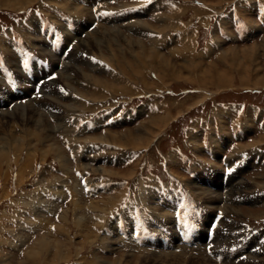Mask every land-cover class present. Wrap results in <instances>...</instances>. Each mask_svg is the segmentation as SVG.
Here are the masks:
<instances>
[{"label": "rangeland", "instance_id": "obj_1", "mask_svg": "<svg viewBox=\"0 0 264 264\" xmlns=\"http://www.w3.org/2000/svg\"><path fill=\"white\" fill-rule=\"evenodd\" d=\"M29 1H22L23 3L20 4L22 7L18 8H0V33L6 32L7 35L6 38L0 36V62L5 59L2 63L7 65L8 63L10 64L7 60L9 52L14 57L15 65L13 64L12 66H16V59L11 51L13 40L15 44L21 43L23 50L30 54H35L34 50H36L40 55H47L50 61L55 60L53 62H58L57 55L47 51L45 40L38 35L36 22L29 28L32 32L31 34L24 25L23 28H19L22 22L18 16L31 14L41 4L40 0ZM46 1L63 10V14L67 15V17L70 13L74 17V22L80 21V24L85 25L83 22L85 20V31H87L86 28H88L90 23L98 18L101 22L97 24L93 31L97 30L102 34L103 30H105V40L97 44V47L94 46L91 50L92 52L88 49L76 48L75 46L78 42L84 39L88 33H85V36H80V33L81 35L84 33L81 27L78 28L80 30L78 31L76 26L75 33L72 27L67 28L68 32L75 34L74 36L78 32L79 39L77 38V44L74 45V48L70 51L71 53L67 56V62L65 61L64 63L70 65L71 60L69 57L73 55L75 60H81L82 62L77 65L79 73L76 76L72 75V79L57 78L61 69L57 74L56 80H53L55 81L53 84L58 85L55 86L57 94L49 95L56 106V108L53 106V109H49L48 113L50 115L41 109L43 105L48 106L46 98L43 99L45 101L43 104L38 101L39 99L35 98L29 99L25 104L17 103L12 108L0 100V126L2 127H0V141L2 142H0V148L6 149L5 155L0 159V264H47L51 262L52 264H122L124 260L127 261L126 264H155L154 262L150 263V259L158 258L160 261L162 259L165 261L173 258L181 259L182 264H193L190 263L192 262L191 260H189L190 262L187 260L196 255L202 258L200 260L215 264L210 256L208 257L205 254L204 245L202 248L198 247L195 250H187L185 248L181 251L175 249L165 251L159 248L154 250L142 245L145 240L137 242L128 239L118 245L117 242H121L122 237L112 238L109 234L102 236V234L98 233V229L101 226L109 227L110 223H115L114 221H123V211L129 208L130 205V203L125 205V203L130 199V195L133 196L132 201L135 204L146 203L149 197L147 194L141 196L138 190L143 188L142 184L144 185L145 183L147 185L149 183L148 177L153 176L150 175L152 171H155L157 175L164 176L163 170L167 167L182 179L177 183L171 181V184L182 186L181 184L185 182L194 198L200 200L206 205L207 209L211 210H208L210 217L216 213L217 207L220 205L223 213V222H226L228 218H232L238 222L246 221V223L255 228L264 226V195L260 197L251 196L253 192L264 189V164L259 166L254 164L255 167L253 168L245 166L238 171L239 175L229 176L228 183H234V185L232 184V187L230 186L231 184L228 185L227 187L230 189L225 194L221 193L223 169L220 168L216 161L211 162L214 166V174L210 175L208 173L206 177H201L200 181L191 179L189 169L184 164L185 160H190L192 163L198 160H206L204 154L202 155L201 153L202 146L199 143V136L210 137L211 142L214 143L213 145H216L215 147H217L219 152L223 153L224 147L223 145L220 146V142L224 143L225 137L226 139L229 138L226 128V118L229 111L225 110L229 109V107L234 112L239 109L240 119L243 120L242 130H245V136L248 133V136L241 140L242 144H238V149H250L251 147L249 155L254 156L255 154L252 152L264 146V124L262 131L257 130V128H261V119L264 120V84H255L254 82V76L256 79H264V26H261L262 23L257 24L254 22L253 13L251 16L249 15L248 8L243 5V1L143 0L146 2L154 1V6L150 5L149 8L155 7V4L159 6L157 10L161 13L155 16L154 20L153 17L145 18L142 17L143 14H136L137 10L134 20H131L134 17L131 15L113 18L108 20V23L102 22L99 11H93L91 7L79 4V2L84 1L91 6L97 0H77L74 13L68 10V6H65V4H70V0H63L62 2L60 0ZM137 2L139 7L145 5L142 1L137 0ZM234 2L238 12H241V9L244 10L241 14H244L246 22H248L249 35L247 33L244 38L236 39L235 42H230L231 40L227 37L221 39L217 35L213 36L214 42L206 41L208 36L211 38L213 35L216 19L218 17H227V14L229 16V11L232 6L234 7ZM136 4H129L128 7ZM79 6L87 9V13L84 16ZM122 6L126 5L122 4ZM168 15L170 16L169 23L166 21ZM7 16H9L8 19ZM51 16L53 17L52 14H50ZM205 18L207 19L206 21ZM7 21L14 28V37L12 34L8 35ZM33 21H36L34 16L31 17V23ZM117 21L120 22L117 23ZM122 21L125 24L121 23ZM173 21L177 23H173ZM221 21L222 23L227 22L226 19ZM148 24L154 26L150 27ZM62 25H64V22H62ZM133 29H137L139 34H136ZM163 30H166L163 33L165 36L161 34ZM252 30L254 33H251ZM187 31L190 37H192V33L197 31L196 46L194 40H191L193 43L190 45V49H186L185 52L183 51L184 45H179L178 40L171 45H167L166 39L168 42H172L174 33L180 32L178 37L181 38V36H185L184 33H187ZM115 34H120L116 41ZM96 36H98V33ZM69 37L72 39V34H69ZM69 37L68 41L71 42ZM106 39L107 44L105 43ZM34 40H38L44 45L45 53L33 45ZM6 41L10 43V46ZM211 42L213 44L210 45ZM223 42L224 44L220 47ZM207 43L210 48L215 46L220 48L218 50L215 47L208 55L202 57L196 55L197 51L194 47L199 50L204 48ZM253 44H255V48H252ZM249 48L251 50H246ZM61 49H64V45L60 47ZM138 50L141 51V55H144H142L143 58ZM73 51L74 53H72ZM83 52L86 56L83 55ZM112 53L117 58V65H113L110 61ZM135 53L141 56L143 61L138 60L140 57L137 59ZM87 54L95 58L99 57V54L100 59H102L101 56H105L106 61L105 59H102V61L107 62L114 70L107 69L103 62L101 66L94 65L91 60L87 59ZM74 64L73 62L72 67ZM7 68L9 69V67ZM204 69H210V72L216 77L213 76V78L209 79V76L205 75L204 78L202 71ZM137 70L141 74L139 73L138 75L136 73ZM44 74L45 72L39 76L42 78ZM87 75H90L91 79L93 77L96 78L95 80L99 81L98 83H101V85L89 77L88 79ZM8 78L10 83H13L14 79L9 76ZM2 79L3 77L0 74V81ZM64 80L68 82L69 87H64ZM261 82L264 83V80ZM27 83L25 82L26 89L28 87ZM16 90V87L10 90L4 85L3 93H6L5 96L9 97L10 101L17 98L20 99L19 95H14L17 94ZM30 92L31 89H27L24 95H28ZM60 94L62 96H59ZM140 98H144L141 104L132 103L136 109H139V114L134 120L129 121L126 118V113L120 108L122 106L120 102L125 99L137 101V99L141 100ZM10 101L5 102L8 104ZM106 101L107 103H105ZM240 101H243L242 103H245V105L240 104ZM255 104L260 105L256 106ZM23 105L25 108L30 106V110L26 111L24 109V118L22 120H18L17 116L7 117L6 115H1L2 112L7 110H14L13 115H17L19 109L15 108ZM48 107L50 108L51 106L49 105ZM151 107L155 109L150 110ZM36 111L38 114H36ZM97 112L110 114L111 120L114 119L112 116L114 113L116 119L124 118L125 121L120 124L105 126L106 129H102V134L99 133L100 131L98 132V129L97 132H93L89 127L91 123L94 124V115ZM256 116L258 119L255 118ZM85 117L88 118V123H85ZM53 118L54 121H52ZM8 122L10 123L9 125ZM213 123H219L220 140L215 137V130H211L208 133ZM185 126L188 127L184 134L183 127ZM203 127L209 128L204 131ZM55 130L58 131L55 132ZM196 130L203 131L199 135V133H195ZM129 131L133 132V136L141 134L144 138L137 139L136 137V140H129L125 137L121 140L122 145L118 144L116 141L117 137L119 138L122 134ZM8 132H10L9 135ZM107 134L109 140L104 137ZM8 138L11 139L9 140ZM93 140L95 143L100 144L99 151L102 152V155L109 156L114 154L122 158L119 159L116 165L107 163L108 166L111 165L112 167L100 165V168L96 169L97 165L89 166V163L93 162L95 157L86 158L92 150L85 154L81 153L77 158V162L82 168L90 167V175L95 176L94 184H114V187H110L109 192H96V195L92 196L81 194L84 196L83 198L78 190L79 187H82V183L75 179L69 158L73 147L77 143H82L83 141L92 142ZM98 140L105 141L109 146H104ZM140 140L141 142H139ZM8 143L12 144L9 146L10 148ZM175 149L177 151L174 154ZM163 160L166 163L165 166L162 164ZM98 161L96 159L97 163ZM202 163L207 164V161ZM240 163H243V160ZM101 168H103V171H100ZM246 168L248 169L247 171ZM62 174L66 175V177H63ZM238 181L241 186L236 189L239 184ZM63 183L66 186L70 185L69 188L73 187V194L69 191H63L62 193L61 185ZM210 185L214 186L215 189L213 190L209 187ZM201 186H208L210 192L216 194V197L206 198L202 193L197 192L196 187ZM51 188L60 194V200L54 198ZM161 188L165 189V181H162ZM43 192H46V195L42 197L41 193ZM127 192L130 195L126 194ZM227 196H229V199H226ZM235 196H243L245 202L238 203L234 200ZM224 197L225 201H222ZM150 209L155 211V209L159 208L151 206ZM165 214L168 213L160 212L159 214V222L157 224L160 229L161 222L169 219ZM34 216L36 221L28 220V222H37L36 228L38 230L33 229V233L28 235L24 228L20 226V222L24 221L25 218ZM155 217H158L157 214H155ZM54 223L55 228L49 229V225H54ZM206 223L207 220L205 221ZM94 225H98L95 230L92 229ZM115 226L116 224H114ZM238 226L236 225L235 227L238 228ZM109 230L111 233L115 231L113 228ZM147 232L154 233L155 237L154 229L152 231L148 229ZM202 234L201 232L199 236ZM44 237L54 243L59 241L60 249L62 250L61 258L55 254V247H51L48 253L42 250V253L35 256L34 259L32 257L29 260L25 259L29 250L35 247L36 243ZM14 239H16L15 242H13ZM251 245H248V247ZM164 247L165 244L163 243L161 248L164 249ZM168 251L172 255L168 254ZM256 253L259 261L257 264H264V249L260 247L259 251L256 249ZM66 256L68 258L64 261L63 258ZM144 257L148 258V261H144L142 259ZM248 261L249 259L247 258L240 262L245 264ZM223 263L221 261L220 264ZM225 263L238 264L239 262L236 263L232 259Z\"/></svg>", "mask_w": 264, "mask_h": 264}, {"label": "bare ground", "instance_id": "obj_2", "mask_svg": "<svg viewBox=\"0 0 264 264\" xmlns=\"http://www.w3.org/2000/svg\"><path fill=\"white\" fill-rule=\"evenodd\" d=\"M28 2V0H0V8H18V7H20L21 5L20 4H22L23 2ZM30 1H32V0H30ZM29 1V2H30ZM57 1H59V0H57ZM61 2L63 1V0H60ZM71 2H70V4H68V5H66L65 4V6H68L67 8H68V10L70 11V12H72V13H74L75 11V9H76V7H75V4L78 2L77 0H70ZM89 1V0H88ZM58 4V3H57ZM63 4V3H62ZM22 7V6H21ZM63 7H64V4H63ZM62 7V8H63ZM78 7V6H77ZM90 7V6H89ZM79 9L82 11V14H83V16H84V14L85 13H87V9L86 8H82V7H80L79 6ZM67 10V11H68ZM86 10V11H85ZM88 11H89V9H88ZM78 13V12H77ZM89 13H90V11H89ZM88 13V14H89ZM91 16V15H90ZM52 17V16H51ZM88 18V17H87ZM92 19V18H91ZM88 20H90V19H88ZM91 21V20H90ZM80 21H76L75 22V24H76V26H77V30L78 31H80L78 28H80L81 27V29H82V31L84 30V32L85 33H88V35H86L85 36V38L84 39H81L79 42H78V44L75 46L76 48L78 47V48H83V49H85V50H92L93 48H94V46L95 47H97V44H99L101 41H104L105 40V30H103V32H102V34L100 33V32H98L97 30H92L91 32H88V31H85V25H86V21L84 20L83 22L85 23V25L84 24H80L79 23ZM134 23V22H133ZM136 23V22H135ZM123 24H125V23H123ZM138 24V23H137ZM32 26L34 25V21L32 22V24H31ZM139 25V24H138ZM101 30V29H100ZM134 30V29H133ZM112 31V30H111ZM137 31V29L136 30H134V32H136ZM141 31V30H140ZM113 32V31H112ZM118 32V31H117ZM120 32V31H119ZM118 32V33H119ZM98 33V36H96V34ZM121 33V32H120ZM78 34V32H76V36H74L73 34H72V37H76V38H78L79 39V35H77ZM120 35V34H119ZM119 35L118 34H115V41L118 39V37H119ZM129 37V36H128ZM70 38V37H69ZM126 38V37H125ZM38 39V38H37ZM71 39V38H70ZM111 39V38H110ZM39 40V39H38ZM38 40L36 41V40H34V43H33V45L34 46H36L38 49L40 48L41 49V51H43L44 53H45V49H44V45L39 41L38 42ZM114 40V39H113ZM128 40H130V39H128ZM67 41H68V38H67ZM68 42H70V41H68ZM107 42V39H106V41H105V43ZM110 43H111V41H109ZM107 44V43H106ZM102 45V44H101ZM41 46H43L42 48H41ZM108 46V45H107ZM106 46V47H107ZM139 47V46H138ZM130 48V47H129ZM252 48H255V44H253L252 45ZM100 49V48H99ZM104 49V48H103ZM118 49V48H117ZM246 50H251L250 48L249 49H246ZM129 51V50H128ZM139 51V50H138ZM92 52V51H91ZM114 52V51H113ZM140 52L141 51H139V54H140ZM41 53V52H40ZM72 53H74V51L72 52ZM136 54V53H135ZM41 55H43V54H41ZM128 55V54H127ZM141 55V54H140ZM143 55V54H142ZM141 55V56H142ZM247 55V54H246ZM98 56L100 57V55L98 54ZM136 58L138 59L139 57V59L138 60H141V61H143V56H142V58H141V56H139L138 54H136ZM126 57V56H125ZM14 57H13V55L11 56V53H9L8 52V54H7V60L10 62V65H13L14 64V59H13ZM101 58L102 59H105V56H101ZM108 58V57H107ZM145 58V57H144ZM69 59L71 60V62H70V65H68V64H66V63H64V65H63V68H62V70L59 72V75H58V77L57 78H63V79H72L73 77H72V75H74V76H76V74L77 73H79L78 72V64H80L82 61L81 60H79V61H77V60H75V58H74V55L72 56V57H69ZM132 59V58H131ZM51 60H52V58H51ZM82 60H85V59H82ZM12 61V62H11ZM85 61H87V60H85ZM105 61H106V59H105ZM110 61L112 62V64L114 65H117L118 64V61H117V58H116V56H114V54L112 53V56H110ZM75 63L74 64V66L72 67V63ZM120 62V61H119ZM140 62V61H139ZM123 63H124V61H123ZM128 63H130V62H128ZM137 63V62H136ZM144 63V62H143ZM131 64V63H130ZM164 64V63H163ZM15 65V64H14ZM124 65V64H123ZM140 65V64H139ZM121 67H123V66H121ZM141 67H142V65H141ZM64 69V70H63ZM80 70V69H79ZM139 70H140V67H139ZM203 71V77L205 78V75L206 76H209V79H211V78H213V76L214 77H216L215 75H213V73L212 72H210V69H204V70H202ZM66 72V73H65ZM106 72V71H105ZM116 72V71H115ZM143 72V71H142ZM65 73V74H64ZM71 73V74H70ZM136 73H138V75H139V73H140V71H138L137 70V72ZM173 73V72H172ZM58 74V73H57ZM141 74V73H140ZM159 75H160V73H159ZM165 76V75H164ZM86 77V76H85ZM90 78L91 79V76L90 75H87V78ZM93 77V76H92ZM88 78V79H89ZM254 82H255V84H264V83H262L261 81L262 80H264V79H256V77L254 76ZM96 78H92L91 80H94V82H97V84H100L101 85V83H98L99 81H97V80H95ZM162 79V78H161ZM74 80V79H73ZM65 81V80H64ZM53 82H55V81H51V82H49L47 85H48V87H47V89H49V91L48 92H44V94H43V97H42V99H39L38 101H41L42 102V104H43V102L45 103V101L43 100L44 98H46V101L48 102L47 104H48V106L50 105L51 107V109H53V106H54V108H56V106L53 104V102H54V100L53 99H51V97H49V95L51 94V95H53V94H57V89L55 88V86H57L58 84H53ZM165 82V81H164ZM151 84V83H150ZM65 86H67V87H69V84H68V82L67 81H65V83H64V87ZM257 87H259V86H257ZM66 88V87H65ZM126 88V87H125ZM96 89V88H95ZM114 89V88H113ZM110 90V89H109ZM59 96H62L61 94L59 95ZM58 96V97H59ZM14 97V96H13ZM48 97V98H47ZM61 98V97H60ZM55 100H57V98H55ZM17 104V103H16ZM41 104V103H40ZM42 106V105H41ZM30 107V106H29ZM29 107H24V105L23 106H18V107H16L15 109H19V113L17 114V115H13V112H14V110H7V111H4V112H2V116H4V115H6L7 117L9 116V117H12V116H17L18 118V120H22L23 118H24V109H26V111H28V110H30V108ZM46 107V106H45ZM60 107V106H59ZM47 108H49V107H47ZM38 109V108H37ZM69 109V108H68ZM36 110V109H35ZM66 110V109H65ZM37 112V111H36ZM40 113V112H39ZM54 113V112H53ZM36 114H38V112L36 113ZM35 114V115H36ZM43 115V114H42ZM54 115V114H53ZM37 116V115H36ZM58 117V116H57ZM32 118V117H31ZM59 118V117H58ZM57 118V119H58ZM34 119V118H33ZM37 119V118H36ZM9 120V119H8ZM12 120H14V119H12ZM28 120V119H27ZM4 121V120H3ZM14 121H16V120H14ZM46 121H47V119H46ZM17 122V121H16ZM19 122V121H18ZM37 122V121H36ZM61 122V121H60ZM35 123V122H34ZM38 123V122H37ZM10 123L8 122V125H9ZM27 124V123H26ZM49 124V123H48ZM18 125V124H17ZM47 125V124H46ZM157 125V124H156ZM23 126H24V124H23ZM45 126V125H44ZM62 126V125H61ZM1 127V126H0ZM160 127V126H159ZM2 128V127H1ZM10 128H11V126H10ZM13 128V127H12ZM140 128V127H139ZM30 129V128H29ZM44 129V128H43ZM158 129V128H157ZM45 130H47V129H45ZM108 130V129H107ZM13 131V130H12ZM49 131V130H48ZM10 132H11V130H10ZM10 132H8V135L10 134ZM32 132V131H31ZM41 132V131H40ZM140 132V131H139ZM3 133V132H2ZM1 133V134H2ZM28 133H29V131H28ZM35 133V132H34ZM108 133V132H107ZM138 133V132H137ZM136 133V134H137ZM142 133V132H141ZM147 133V132H146ZM25 134H27V133H25ZM24 134V135H25ZM13 135V134H12ZM105 135V134H104ZM145 135V134H144ZM152 135V134H151ZM3 136V135H2ZM110 136V135H109ZM113 136V135H112ZM21 137H23V136H21ZM104 137H108V134H107V136H104ZM128 138L129 140H132V139H134V140H136L135 138L137 137V139H140L141 137H143L141 134L140 135H138V136H133V132L132 131H129V132H127V133H124V134H122L119 138L117 137V139H116V141L118 142V144L120 143L121 145H122V139L123 138ZM24 138H26V137H24ZM103 138V137H102ZM114 138V137H113ZM144 138V137H143ZM9 139V138H8ZM11 139V138H10ZM9 139V140H10ZM14 139V138H13ZM13 139H12V141H13ZM108 139V138H107ZM110 139H112L111 137H110ZM5 140V139H4ZM109 140V139H108ZM115 140V139H114ZM3 141V140H2ZM94 141V140H93ZM99 141V140H98ZM1 142V141H0ZM7 142V141H6ZM5 142V143H6ZM105 142V141H104ZM139 142H141V140L139 141ZM143 142V141H142ZM145 142L147 143V141L145 140ZM2 143V142H1ZM9 144V143H8ZM20 144V143H19ZM137 144H140V143H137ZM145 144V143H144ZM1 145V144H0ZM3 145V144H2ZM12 145V144H11ZM10 144L8 145V147L9 146H11ZM245 145V144H244ZM6 146V145H5ZM16 146V145H15ZM138 146V145H137ZM146 146V145H145ZM216 146V145H215ZM19 147V146H18ZM10 148V147H9ZM12 148V147H11ZM5 152H6V149H4V148H0V159L2 158V156L3 155H5ZM17 159V158H16ZM2 163V162H1ZM85 165V164H84ZM68 168V167H67ZM100 167H99V165H97V168L96 169H99ZM96 171V170H95ZM100 171H103V168H101V170ZM234 181V180H233ZM239 182V181H238ZM238 182H236V183H238ZM235 183V184H236ZM231 184V183H230ZM228 182H227V184H226V186H228V185H230ZM233 185H234V183H232ZM232 184L230 185L231 187H232ZM236 186V185H235ZM241 185H240V182H239V184L236 186V189H238L239 187H240ZM206 187V186H205ZM204 186L202 187H196V190H197V192H199V193H202V195H204L206 198H213V197H216V194H213V193H211L210 192V190L208 189V186L205 188ZM230 189V188H229ZM231 191V190H230ZM229 193H231V192H229ZM238 193V192H237ZM232 194V193H231ZM240 194V193H239ZM204 198V197H203ZM222 198V197H221ZM226 199H229V196H227L226 197ZM216 200H218V199H216ZM215 202H217V201H215ZM213 206V205H212ZM82 207V206H81ZM214 208V207H213ZM235 211V210H234ZM234 211H232V212H234ZM166 215V214H165ZM164 220V219H163ZM198 238H200V236L198 237ZM254 243H252V245H253ZM256 244V243H255ZM108 246H110V245H108ZM51 247H55V254L56 255H59V257L61 258V253H62V250L60 249V244H59V241H56L55 243L53 242V241H50V240H48V239H45V237L44 238H41V240H39L37 243H36V245H35V247H33V248H31V250H29V252H28V254L25 256V259L27 258L28 260H29V258L30 257H32L33 259H34V257L35 256H38V255H40L41 253H42V250L43 251H45V252H49V250H50V248ZM110 248H111V246H110ZM116 248V247H115ZM258 249V251L260 250V247H258L257 248ZM262 249H264L263 247H262ZM117 250V249H116ZM200 251V250H199ZM164 253H165V251H164ZM168 254L170 253L171 255H172V253L170 252V251H168L167 252ZM196 253V252H195ZM201 253V252H200ZM129 255H131V254H129ZM170 255V256H171ZM199 255H201V254H199ZM127 256H128V254H127ZM177 256V255H176ZM257 253L255 252V253H253V254H251L250 256H249V261H248V263H245V264H257L259 261H258V259H257ZM131 257V256H130ZM146 257H148V256H146ZM146 257H144V258H142L144 261H148V258H146ZM150 257V256H149ZM58 258V257H57ZM67 258H68V256H66L65 258H63V260L65 261V260H67ZM182 258V257H181ZM159 259V258H158ZM158 259H150V263H152V262H154L155 264H163L164 262H165V264H182V262H181V259L179 260V259H171V260H167V261H165L164 259H162L161 261L160 260H158ZM200 259H202L200 256H195V257H192L191 259H188L187 261L188 262H190L189 260H191L192 262H190V263H193V264H211V262L209 263V262H206V261H203V260H200ZM128 260V259H127ZM252 260V261H251ZM186 261V262H187ZM209 261V260H208ZM124 262H125V264H126V262L127 261H125L124 260ZM124 262L122 263V264H124ZM130 262V261H129ZM236 263H238V262H236ZM47 264H52V262L51 263H47ZM118 264H120V263H118ZM146 264V263H145ZM184 264V263H183ZM213 264V263H212ZM216 264V263H215ZM224 264V263H223ZM226 264V263H225ZM238 264H242L241 262H239Z\"/></svg>", "mask_w": 264, "mask_h": 264}, {"label": "crops", "instance_id": "obj_3", "mask_svg": "<svg viewBox=\"0 0 264 264\" xmlns=\"http://www.w3.org/2000/svg\"><path fill=\"white\" fill-rule=\"evenodd\" d=\"M250 1H252V0H250ZM239 5H241L242 7H243V5L242 4H240L239 3ZM244 10L243 9H241V12H243ZM247 11H248V13H249V15L251 16V10H250V8H248L247 9ZM241 12H239V14L244 18V20L246 21V19H245V17H244V14H241ZM160 17H161V15H160ZM207 19L205 18V21H206ZM254 20V19H253ZM166 21L169 23L170 22V16L168 15V17H166ZM174 22H176V21H173V23ZM255 22V21H254ZM177 23V22H176ZM256 23V22H255ZM144 24L146 25V23L144 22ZM224 25H225V28H229L230 27V24H229V21H227L226 23L224 22L223 23ZM150 27L152 26H154V25H152V24H148ZM165 25V24H164ZM167 25V24H166ZM169 29H171V28H169ZM169 29H167V30H169ZM166 30H163L162 32H161V34H163L164 32H165ZM179 33L180 32H176V33H174V36H173V41L172 42H168L167 41V45L168 44H172V43H175L177 40H178V42L180 43L179 45H184V48H183V51H185L186 49H190V45L193 43V42H191V40H194V43H195V46H196V42H195V33H192V37H190V35H189V32L187 31V33H184L185 34V36L184 37H182L181 36V38H179L178 36H179ZM136 34H139V32H138V30L136 31ZM164 35V34H163ZM214 35H216L215 34V32H213V35H212V39H213V36ZM165 36V35H164ZM166 38V37H165ZM220 40V39H219ZM230 42H235V40L234 39H231V41ZM224 44V42L223 43H221V45H220V47L222 46ZM233 44V43H232ZM215 47H217L218 48V46H215ZM215 47H212V48H210L209 46H208V43L205 45V47L204 48H202V49H197L196 47H194V49L197 51L196 52V55H198V56H204V55H208V53L210 52V51H212ZM219 47V48H220ZM219 48H218V50H219ZM223 48V47H222ZM178 51H179V49H177ZM194 50V51H195ZM186 52V51H185ZM185 52H184V54H185ZM220 55V54H219ZM182 56V55H181ZM184 56V55H183ZM185 57V56H184ZM214 133H215V135L217 134V132L216 131H214Z\"/></svg>", "mask_w": 264, "mask_h": 264}]
</instances>
